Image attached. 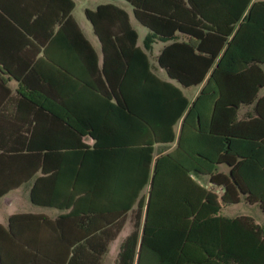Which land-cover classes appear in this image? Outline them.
<instances>
[{"label":"trees","instance_id":"trees-1","mask_svg":"<svg viewBox=\"0 0 264 264\" xmlns=\"http://www.w3.org/2000/svg\"><path fill=\"white\" fill-rule=\"evenodd\" d=\"M125 1L132 5L135 20L148 29L143 39L145 50L156 41H172L157 57V65L168 78L182 87L199 85L217 61L198 96L188 103L177 88L150 72L145 54L135 48L136 35L123 11L111 5L85 11L101 46L100 73L115 101L111 104L110 98H106L107 104L115 110L119 128L125 124L132 127L134 144L125 146L128 148L98 146L100 132L92 125L93 120L87 118L86 130H73L72 134L77 140L84 134L91 137L95 140L93 147L75 144L65 151L74 157L78 151H86L84 155L106 158L113 154L111 151L121 154L132 149L130 152L136 158L134 173L128 174L126 182L134 192L127 196H105L109 197L106 203L119 210L120 220L133 205L136 207L134 224L119 246L115 264H264V228L249 216L220 214L222 205H235L242 200L256 204L264 216V173L244 174L245 170L253 172L260 164L254 154L241 152V144L253 146L257 139H263L254 133L253 126L255 122L264 124V116L259 113L257 120L235 121L238 107L252 101L264 86V72L258 66L264 63V2ZM175 32L195 43L175 42ZM78 38L85 43L81 35ZM243 38L245 47L241 50ZM86 47L90 50L88 44ZM249 63L248 67L243 66ZM179 121L174 153L157 156L149 174L153 145L173 143V127ZM35 134L33 128L27 131L25 145L15 151H1L3 174L12 175L15 166L21 183L29 181L31 173L37 171V167L31 168V158L40 151L44 155L47 152V148L37 150L32 146ZM193 159L197 168L190 166ZM220 164L228 167L227 174L215 172V166ZM68 166L72 169L77 163L71 161ZM191 175L207 176L208 184L220 189L221 194L207 190ZM146 185L144 205L139 192ZM14 187L17 186L5 187L0 197ZM29 199L38 205L32 194ZM24 216L10 217L8 228L15 219ZM106 245L103 244L98 256Z\"/></svg>","mask_w":264,"mask_h":264},{"label":"crops","instance_id":"crops-1","mask_svg":"<svg viewBox=\"0 0 264 264\" xmlns=\"http://www.w3.org/2000/svg\"><path fill=\"white\" fill-rule=\"evenodd\" d=\"M92 1L93 9L84 8L82 11L90 26L89 39L80 23L74 19L73 0H0V153L15 151L25 145L27 131L33 128L36 134L32 146L37 150L47 148L45 155L40 151L37 153L39 155L31 158V168L37 167V171L31 173L27 182L21 183L15 166L12 175L3 174L0 169V194L5 187L17 186L5 191L0 201L5 199L7 204H11L22 191L27 202L26 211L6 215L4 224H0L2 264H96L97 258V264H115L119 246L134 224L135 205L120 220L117 217L119 210L107 204L109 197H105L127 196L134 192L131 186L128 188L126 185L128 174L134 173L136 158L130 152L132 149H125L121 154L111 151L113 154L106 158L84 155L86 151H78L74 157L65 151L75 144L88 149L93 147L95 140L91 137L84 134L77 140L72 134L73 130H86L84 125L87 118L93 120L92 125L100 132V140L96 143L98 146L110 148L134 144L132 127L128 128L125 124L124 128H119L116 112L107 104L106 98H110L111 104L115 101L100 73L101 46L85 18L86 10L94 11L97 7L111 5L123 11L130 29L136 35L135 48L145 54L150 72L160 81L177 88L188 103L198 96L217 61L213 62L199 85L182 87L168 78L157 65L158 55L172 41H156L149 50H145L143 39L148 29L135 20L129 2ZM257 1L264 2L252 0ZM78 35L85 43L80 42ZM174 36L177 43H195L181 33L175 32ZM244 47L243 38L241 50ZM113 66L112 63V79L115 75ZM258 66L264 72V63ZM263 97L264 86L258 89L252 101L238 107L235 121L257 120L259 113L264 116ZM180 121L173 127V143L153 145L154 156L149 174L157 156L174 153ZM253 127L254 133L262 135L263 139H257L253 146L241 144V152L254 154L260 167L253 172L245 170L244 174H263L264 124L255 122ZM194 160H190L191 168L198 167L193 164ZM71 161L77 163L72 169L68 166ZM215 172L227 174L228 167L216 165ZM191 177L207 190H212L218 196L221 194L220 189L208 184L207 176ZM72 186H75L74 190ZM147 193L148 185L139 192L144 205ZM10 194L17 195L7 200ZM31 194L38 205L30 202ZM240 205L244 207L243 214L236 210ZM220 214L226 217L249 216L264 228V216L256 204L240 200L235 205H222ZM15 215L25 216L15 219L8 228L9 218ZM143 215L144 206L139 226L142 225ZM121 232L126 235L119 240ZM105 243V251L98 256Z\"/></svg>","mask_w":264,"mask_h":264},{"label":"rangeland","instance_id":"rangeland-1","mask_svg":"<svg viewBox=\"0 0 264 264\" xmlns=\"http://www.w3.org/2000/svg\"><path fill=\"white\" fill-rule=\"evenodd\" d=\"M75 4V11H74V19L80 23L83 33L89 37L90 32V26L89 24L85 21L83 17V9H93V1L92 0H73ZM139 47H141V44H137ZM22 191H19V198L13 201L11 204H7L5 199L0 201V224H4V219L6 215L18 213V212H24L25 210V205H26V197L21 194ZM13 195L17 194H10L7 198V200L11 199ZM244 207L243 205H240L239 207H236V210H240V213L243 214ZM126 234L125 232H121L119 235V240L124 237ZM119 242L114 244L113 246L117 245Z\"/></svg>","mask_w":264,"mask_h":264}]
</instances>
